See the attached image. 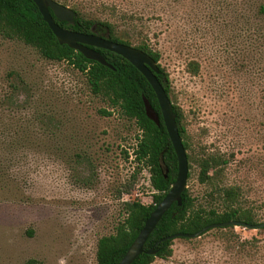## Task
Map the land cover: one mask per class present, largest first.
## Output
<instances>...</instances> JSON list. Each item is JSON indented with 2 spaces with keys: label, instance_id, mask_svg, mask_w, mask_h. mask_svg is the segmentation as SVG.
Here are the masks:
<instances>
[{
  "label": "rangeland",
  "instance_id": "374dc122",
  "mask_svg": "<svg viewBox=\"0 0 264 264\" xmlns=\"http://www.w3.org/2000/svg\"><path fill=\"white\" fill-rule=\"evenodd\" d=\"M89 1H121L138 16L123 38L136 46L147 31L161 51L184 111L197 207L222 210L199 181L200 160L220 156L228 165L219 183L243 187V206L263 222L264 0ZM139 135L70 64L0 37V264H97L98 241L124 220L123 204L153 202L149 170L133 155ZM154 264H264V230L177 238L172 257Z\"/></svg>",
  "mask_w": 264,
  "mask_h": 264
},
{
  "label": "trees",
  "instance_id": "16d2710c",
  "mask_svg": "<svg viewBox=\"0 0 264 264\" xmlns=\"http://www.w3.org/2000/svg\"><path fill=\"white\" fill-rule=\"evenodd\" d=\"M55 1L69 7L75 13L74 23L61 22L54 17L60 27L85 34L95 33L112 42L135 47L148 54L157 63V78L173 103L180 135L188 151L184 111L173 100V86L166 68L161 64L163 57L161 51L153 47L147 31H138L134 39L137 41L136 46H133L130 39L123 38L128 29L135 27L137 31L135 23L138 16L128 12L121 1L98 2L95 8L89 0ZM0 37L20 41L35 49L43 59L50 62L70 64L86 77L94 95L102 98L112 109L118 110L138 125L140 135L133 155L138 165H143L149 170L153 202L149 205L139 201L124 203V220L119 222L114 234L102 237L98 241L97 264H119L143 230L146 221L171 190L178 175L177 155L165 127L155 91L139 70L122 56L93 48L114 67L111 69L88 60L80 52L66 45H61L32 0H0ZM190 71L197 75L200 65L197 62L190 63ZM144 99L149 101L159 115L160 126L147 117ZM102 113L107 116L112 115L107 111ZM28 140L29 137L26 138V142ZM188 159L190 161L189 155ZM227 165V161L222 157L214 155L205 157L199 162V181L210 186L213 196L219 197L222 210L197 207L195 198L187 188L182 195V205L175 203L165 214L149 237L145 251L154 248L164 238L178 234L193 235L214 224L238 222L246 225L238 227L251 229L248 227L264 223L256 210L243 206L245 195L243 187L219 183ZM228 228L232 226L217 229ZM173 244L174 240L163 242L155 247L158 251L155 256L144 253L133 264H154L157 258L167 260L173 255ZM25 264L42 263L29 260Z\"/></svg>",
  "mask_w": 264,
  "mask_h": 264
},
{
  "label": "water",
  "instance_id": "95a60500",
  "mask_svg": "<svg viewBox=\"0 0 264 264\" xmlns=\"http://www.w3.org/2000/svg\"><path fill=\"white\" fill-rule=\"evenodd\" d=\"M32 1L38 7L44 21L49 25L50 29L61 45H66L69 48L80 52L88 60L98 62L111 69H114V67L107 62L104 56L96 52L93 48L113 52L119 56H122L135 68H137V70H139V72L147 79L157 95L161 107L163 121L177 155L179 169L176 182L173 184L171 190L163 199V201L151 214L150 218L146 221L143 230L140 232L139 236L136 238L119 264H133L144 253L150 256H155L158 252L155 247L169 240H175L181 237L196 239L200 238L202 235L212 229L225 228L228 226L236 227L239 225L246 226L245 224L238 222L214 224L204 228L202 231L193 235L178 234L164 238L154 248L145 251V245L149 237L152 235L165 214L172 208L175 203H177L179 206L182 205V195L187 189V183L189 179L188 153L185 149L183 139L180 135L176 115L173 110V103L166 93L163 85L157 78V63L148 54L135 47L112 42L109 39L98 36L95 33L85 34L60 27L56 23L54 17L61 22L74 23L75 13L69 7L60 4L55 0ZM52 13L54 16L52 15ZM144 103L147 117L155 122L158 126H160L159 115L152 108L147 99H144ZM248 228L255 230L262 229L264 228V223L255 226H249Z\"/></svg>",
  "mask_w": 264,
  "mask_h": 264
}]
</instances>
